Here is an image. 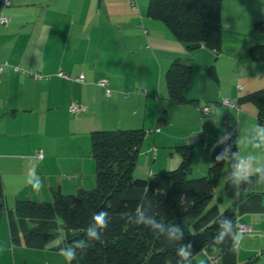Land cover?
<instances>
[{"label":"crops","instance_id":"1","mask_svg":"<svg viewBox=\"0 0 264 264\" xmlns=\"http://www.w3.org/2000/svg\"><path fill=\"white\" fill-rule=\"evenodd\" d=\"M7 1L2 9L4 0H0V9L9 18L7 25L0 26V175L9 212L16 201H51L55 192L93 189L96 172L90 136L94 131L148 129L153 140L139 154L138 174L144 178L177 168L181 163L178 147L192 134H202L194 144L212 154L209 168L222 129L230 125L242 137L258 122L256 105L246 96L264 89V59L250 54L253 46L264 45V0H223L217 52L203 44L187 48L164 23L147 16L149 0ZM174 60L191 66L186 100L181 103L170 99L165 79ZM14 66L21 71H14ZM58 71L70 78L57 76ZM35 74L48 79H37ZM81 74L83 82L73 79ZM101 79L112 89L111 96L97 84ZM224 99L236 102L238 109L223 106ZM202 103H208L213 112L209 120H219L214 142L205 139L206 131L197 128L195 119L193 125H183L182 135L168 136L167 141L172 140L169 160L160 158L156 167L154 157L147 166L150 152L157 156L159 148H166L156 145L163 137L160 125L171 127L172 114L194 113ZM72 106L80 109L71 112ZM38 150L42 158L35 157ZM240 151L247 154V149ZM30 171L43 182L39 194L26 185ZM222 171L228 205L221 209L220 195L213 204L221 212L233 209L237 223L253 229L235 251L236 264L249 262L245 253H255L257 264H264V184L226 187V167ZM247 196L250 211L243 208ZM4 219V232L6 228L9 233L7 212ZM14 223L19 232L21 223L16 219ZM17 245L22 254L35 249ZM194 257L192 264L199 258L221 264L217 251L202 250Z\"/></svg>","mask_w":264,"mask_h":264},{"label":"trees","instance_id":"2","mask_svg":"<svg viewBox=\"0 0 264 264\" xmlns=\"http://www.w3.org/2000/svg\"><path fill=\"white\" fill-rule=\"evenodd\" d=\"M221 4L222 0H149L147 16L164 23L187 48L203 44L217 52L222 31ZM250 54L253 59H264V45L253 46ZM190 72L191 66L187 63L180 60L171 63L165 79L172 101L186 100ZM246 97L256 105L258 123H264V89ZM200 111L202 115H208L211 108L209 106L207 113L202 112V107ZM226 129L232 133L226 144H233L234 129L230 126ZM146 133L143 129L92 132L95 187L74 194L55 192L51 201H16L13 210L7 211L11 241L42 249L59 235L61 229L64 232L61 246L80 239L88 244L87 248L78 250V258L72 264H177L179 257L175 243L136 224L137 213L146 210L165 225L180 226L184 233L182 243H192L194 256L202 250L217 251L221 264H236L231 238L226 236L222 244L214 242L221 221L230 220L236 231V212L233 209L221 212L217 205L209 204L214 199L224 167L225 186H233L229 181V162L215 161V156L226 144L215 148L212 164L205 175L190 176L192 146L181 145L178 147L181 163L177 168L144 178L136 177L134 170ZM232 151L236 152L237 146L233 145ZM243 200L244 210L250 211V197ZM4 201L0 175V219L5 210ZM101 209L109 212V224L102 231L101 240H88L85 230L92 223L93 213ZM125 211L131 215L122 216ZM15 219L21 223L19 232L15 229ZM53 249L59 250V247L56 245Z\"/></svg>","mask_w":264,"mask_h":264},{"label":"clouds","instance_id":"3","mask_svg":"<svg viewBox=\"0 0 264 264\" xmlns=\"http://www.w3.org/2000/svg\"><path fill=\"white\" fill-rule=\"evenodd\" d=\"M232 138V133L227 129H222V135L213 145V150L221 144H226L227 140ZM233 145L237 146V151L233 152ZM240 149H247V154H242ZM216 162L228 161L230 165L229 181L239 188L241 183L252 186L264 184V124H252L248 134L238 137L233 144H226L223 150L215 156ZM256 179L253 180L252 178ZM26 185L30 186L36 194H39L43 188V182L34 178V173L29 172V178L26 180ZM147 189L145 188V192ZM122 216H130L129 211L121 213ZM92 223L85 230L88 240H101V233L107 228L110 217L109 212L101 209L94 212L92 215ZM137 225H143L157 237L164 236L166 239L177 245L176 255L179 257L177 264H192L194 253L192 251V243H182L184 233L178 225H165L155 215H150L148 211L141 210L135 216ZM229 236L233 242V250L238 251L245 240V231L233 230V224L230 220L220 222V230L218 235L214 237L215 244H222L225 237ZM59 247V254L63 256L66 264H72L78 258V250H83L88 247L87 241L84 239L75 240L71 244ZM196 264H208L206 258H199Z\"/></svg>","mask_w":264,"mask_h":264},{"label":"rangeland","instance_id":"4","mask_svg":"<svg viewBox=\"0 0 264 264\" xmlns=\"http://www.w3.org/2000/svg\"><path fill=\"white\" fill-rule=\"evenodd\" d=\"M238 2L239 0H229V2ZM223 3V0H222ZM235 5V4H234ZM226 6V5H225ZM225 6H224V12L223 15L225 14ZM222 4H221V12H222ZM237 7V6H234ZM245 7V6H244ZM230 12H232V10H229ZM229 11H226L229 13ZM245 12V10H244ZM15 67V66H14ZM99 81V80H98ZM112 90V89H111ZM208 103H202L200 104V106L198 107V111L192 113L190 112H182L179 115H175L172 114L171 116V124L172 126L170 127H165L168 125H160V128L162 130V135L163 137H159L158 141H157V146L159 147V145H161L162 147H166V148H159V152L158 155L155 156L153 155L151 152L148 154V159H147V166H149L151 164L152 159L155 157H157V161L154 160L155 166L158 167L159 166V160L160 158H164L166 160H169L171 158V153H169V149L168 146L172 143L171 141H167L168 136H176V135H182L183 133V125H185L187 122L188 123H192V125L194 124L193 122H195L197 120V128L198 129H202L203 131H206L205 135V139L210 141V144H212V142H214L213 135L216 133V126L218 124V118L217 119H213V120H209L211 114L208 115H202L201 111H200V107H202V105H206ZM213 106H221L218 105L216 102H212ZM209 105V104H208ZM223 106H225L224 104H222ZM191 108L194 109V106H191ZM196 119V120H195ZM225 119V113L221 116V123H223ZM230 124V123H228ZM227 124V125H228ZM264 124V123H261ZM230 126V125H229ZM226 127V126H225ZM146 131H149L148 129H146ZM235 138H238V130H236L235 132ZM148 140H150L152 142L153 140V134L151 132H147L145 134V138H144V142L142 145V151L144 150V147L146 146V143L148 142ZM174 143V141H173ZM181 143H184V140L181 141ZM196 146V149L194 150V152L192 153V158H191V170H190V176H199V175H203V173L207 172L208 166H207V161L211 158L210 153H208V151H206L205 147L203 146H198L197 144H194ZM199 147V148H198ZM177 156H179V154L176 153ZM142 160V157L139 156L137 163H136V167L134 170V176L139 177L138 175H140V177H143L142 174H138V167L140 166V161ZM176 168V167H174ZM174 168H167L169 170L174 169ZM223 176H224V171H222L221 176L217 182V186H216V192H215V196L214 199L212 201H210L209 204H213L214 200H217L218 196L220 195L221 197V201L220 204H222L221 209H225V206L228 205L226 204V194H225V190H224V186H223ZM5 200V199H4ZM5 202V212L3 214V218L6 215L7 210L9 211L10 208H8V204ZM223 207V208H222ZM220 209V210H221ZM3 218L0 219V264H66V261L64 260L63 256H61L59 254V250H55L51 247L56 246L57 244H59L63 238H64V232L63 230L60 229L59 235L55 238H53L52 240H50L49 242V248H46L45 250H39V249H31L28 250L27 252L29 253H24L22 254V252L19 251L16 248H18L17 243L15 242H7V236L9 238V233L7 231V229L5 228V232H4V228L3 225L6 224L5 223V219L3 220ZM6 227V225H5ZM5 237V239H4ZM14 249V250H13ZM24 249H29L24 248ZM45 254V255H44ZM48 254V255H47ZM245 253L244 257L246 259V261L248 262L247 264H257V260H258V256L255 255V253ZM242 255V254H241ZM48 256V257H46ZM196 257L193 258V260H195ZM194 262V261H192Z\"/></svg>","mask_w":264,"mask_h":264},{"label":"built area","instance_id":"5","mask_svg":"<svg viewBox=\"0 0 264 264\" xmlns=\"http://www.w3.org/2000/svg\"><path fill=\"white\" fill-rule=\"evenodd\" d=\"M6 5H8V1H7V0H4V2H3V6H2V7L6 6ZM2 9H3V8H2ZM2 9H0V26L7 25L8 22H9V18L3 14ZM2 70H3V67L0 65V73L2 72ZM13 70H14V71H21L18 67H13ZM56 75H57V76H60V77H67V78H70V76L67 75V74H65L63 71H58V72L56 73ZM35 77H36L37 79H48V76H46V75H41V74H35ZM73 79H74L75 81L82 82V81H84L85 76L81 74V75H79L78 77H75V78H73ZM97 84H98L100 87H102V88L104 89V94H105L107 97L111 96V94H112V90L108 87V84H107V81H106V80L101 79V80H99V81L97 82ZM239 88H240V87H239ZM222 103H223L224 105L228 106V107H232V108H236V109H238V107L236 106V104H235L233 101L229 100V99H224V100L222 101ZM79 109H80V108H78V107H74V106H72V107L70 108V111H71V112H74V111H77V110H79ZM208 111H209V106H208V105H204V106H202V112H203V113H207ZM156 130H159V129H156ZM35 157H37V158H42V157H43V152H42L41 150H38L37 152H35ZM236 230H242V231H245V234H251L252 231H253L252 227H251L250 225L244 223V222H238V223H237V226H236Z\"/></svg>","mask_w":264,"mask_h":264},{"label":"water","instance_id":"6","mask_svg":"<svg viewBox=\"0 0 264 264\" xmlns=\"http://www.w3.org/2000/svg\"><path fill=\"white\" fill-rule=\"evenodd\" d=\"M200 46V44L198 45ZM202 134H192L189 138H187L186 140H184L185 145H193L194 143H196L197 138L200 137Z\"/></svg>","mask_w":264,"mask_h":264}]
</instances>
